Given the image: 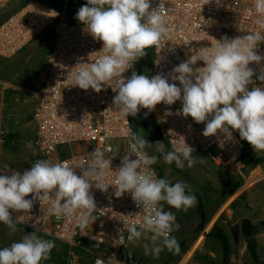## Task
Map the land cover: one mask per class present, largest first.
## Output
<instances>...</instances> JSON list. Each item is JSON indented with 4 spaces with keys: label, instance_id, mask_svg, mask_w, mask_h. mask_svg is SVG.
I'll return each instance as SVG.
<instances>
[{
    "label": "clouds",
    "instance_id": "obj_1",
    "mask_svg": "<svg viewBox=\"0 0 264 264\" xmlns=\"http://www.w3.org/2000/svg\"><path fill=\"white\" fill-rule=\"evenodd\" d=\"M209 2L206 0L205 4ZM253 7L257 23L264 30V0H253ZM75 18L87 33L102 42L99 51L102 54L94 62L80 63L74 68L71 86L91 88L97 93L111 87L117 93L112 101L115 110L126 119L137 116L141 109L151 112L160 103L173 105L181 101L182 108L177 114L191 117L196 123L206 122L205 137L219 132L230 140L232 132L238 131L255 152H264V88H248L255 75L249 65L264 60L255 51L264 42V32L213 39L210 47L200 48L172 69L168 77L162 74L149 77L133 71L125 78L123 74L146 56V49L159 47L167 36L169 30L161 12L152 8L150 0H87ZM198 61L204 66L194 69ZM257 79L264 81V73ZM125 135L131 151L121 158L114 178L108 182L105 178L113 172L111 145L88 153L87 164L81 163L79 168L68 161L53 163L48 159L35 160L23 172L9 170L5 165L0 169V173H5L0 174V223L14 234L22 217L13 219L12 213H30L34 201H39L41 205H50L48 211L57 220L75 217L83 234L96 221V202L91 192L95 182V188L102 192L113 187L117 198L129 193L144 211L142 220L124 225L129 242L150 241L143 244L144 253L155 259L165 250L179 254L180 244L172 233L180 225L172 211H165V206L186 213L196 206L197 197L185 181L172 183L158 178L151 170L150 166L158 160L147 152L152 143L131 128ZM181 138L168 151L164 143L157 142L156 151L162 154L163 161L168 165L175 163L180 169L185 162L189 168L203 163V159L197 160L192 155L193 148ZM25 144L32 149L30 141ZM132 155L136 158L132 159ZM54 247V240L44 239L36 231L24 234L19 241L0 248V264H43L50 259ZM96 264L104 261L98 259Z\"/></svg>",
    "mask_w": 264,
    "mask_h": 264
},
{
    "label": "built area",
    "instance_id": "obj_2",
    "mask_svg": "<svg viewBox=\"0 0 264 264\" xmlns=\"http://www.w3.org/2000/svg\"><path fill=\"white\" fill-rule=\"evenodd\" d=\"M150 3L152 8L161 12L169 31L159 47L146 49V56L123 74L125 78H129L133 71L149 77L157 74L168 77L172 69L188 60L200 48L210 47L213 39H233L250 31L264 32L257 23L253 0H210L207 4L206 0H150ZM52 27L55 29V39L32 115L35 131L27 140L32 143V149L27 148L26 151H32L37 156L36 160L48 159L53 163L68 161L79 168L81 163L87 164L88 153L96 148L122 142L121 154H117V148L111 145L113 151L109 155L114 157L111 165L113 172L105 178L106 182L111 181L114 171L121 164V158L131 151L125 135L129 128L134 131L130 117L126 119L115 110L112 101L117 93L111 87L97 93L91 88L83 90L70 85L78 64L94 62L102 54L99 52L102 42L87 33L81 23H70L57 9L32 1L12 12L0 24V60L13 57ZM255 51L264 57V42ZM203 66V62L198 61L193 67ZM249 67L255 73L253 84L248 85L249 90L254 86L264 88V81L257 79L264 73V60L253 62ZM169 82L173 81L169 79ZM175 83L180 86L178 81ZM181 108V101H177L173 105L160 103L151 112L143 109L151 116L169 150L173 143L181 141L183 137L186 144L193 148L192 154L205 155L221 170L241 164L248 142L240 138L238 131L232 132L230 140L219 132L205 137L203 130L206 122L196 123L191 117L177 114ZM6 141V135L0 131V147ZM73 145L79 146L75 153L70 149ZM62 147L68 148L67 156L58 157ZM131 158L136 157L132 155ZM30 167L9 170L23 172ZM3 168L4 165L0 164V169ZM150 168L159 178L155 165ZM76 171L77 175L81 174L79 169ZM92 183L96 221L89 224L83 234L75 217L57 220L48 211L50 205H41L39 201H34L30 213H12L13 219L18 215L22 217L17 227L29 232L36 231L40 236L83 252L89 257L87 264H96L98 259H102L104 264H146L120 256L128 243L124 225L142 220L144 211L129 193L117 198L113 187L102 192L95 188V182Z\"/></svg>",
    "mask_w": 264,
    "mask_h": 264
},
{
    "label": "rangeland",
    "instance_id": "obj_3",
    "mask_svg": "<svg viewBox=\"0 0 264 264\" xmlns=\"http://www.w3.org/2000/svg\"><path fill=\"white\" fill-rule=\"evenodd\" d=\"M32 1L57 9L70 23H80L75 18L76 13L87 3L79 0H0V24L12 12ZM54 39L55 29L52 27L13 57L0 60V131L7 137L0 147V164L8 168H27L37 158L32 151H26L25 141L35 131L32 115ZM129 117L134 131L152 143L147 152L158 157L154 165L159 178L172 183L185 181L197 197V204L186 213L165 206V211H172L180 225L172 233L179 241V254L165 250L155 259L144 253L143 244L150 241L141 239L136 243L128 241L120 256L146 264H222L223 248L218 236H223L227 244V264H255L247 249L250 239L254 240L258 259L264 264V152H255L247 143L241 164L224 170L215 167L205 155L192 154L197 160L203 159V163L198 162L189 168L185 162V167L180 169L175 163L166 164L162 154L156 151L157 142H164L150 115L141 109L137 116ZM111 145L117 148V154H121L122 142ZM70 149L75 153L79 146L73 145ZM67 150L62 147L58 157L67 156ZM168 150L165 145V151ZM243 219L250 220L259 232L251 238H244L240 227ZM17 229L10 234L7 226L0 223V248L32 233ZM88 262V255L55 241L50 259L43 264Z\"/></svg>",
    "mask_w": 264,
    "mask_h": 264
},
{
    "label": "trees",
    "instance_id": "obj_4",
    "mask_svg": "<svg viewBox=\"0 0 264 264\" xmlns=\"http://www.w3.org/2000/svg\"><path fill=\"white\" fill-rule=\"evenodd\" d=\"M145 67V66H144ZM151 118V116H150ZM152 120V118H151ZM162 139V138H161ZM204 218V217H202ZM241 227V234L244 238H251L255 234L259 232V229L251 223L248 219H243L240 224ZM223 248V262L222 264H227V244L223 236H218ZM248 253L250 254L252 261L255 264H262L258 259V255L255 251V242L254 240L250 239L247 245Z\"/></svg>",
    "mask_w": 264,
    "mask_h": 264
}]
</instances>
